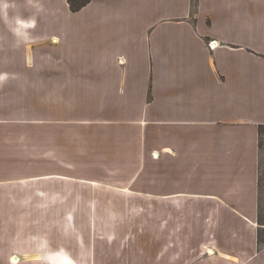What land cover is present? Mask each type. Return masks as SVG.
I'll return each instance as SVG.
<instances>
[{
    "label": "crops",
    "instance_id": "0c3cea01",
    "mask_svg": "<svg viewBox=\"0 0 264 264\" xmlns=\"http://www.w3.org/2000/svg\"><path fill=\"white\" fill-rule=\"evenodd\" d=\"M263 127L264 0H0V264H264Z\"/></svg>",
    "mask_w": 264,
    "mask_h": 264
},
{
    "label": "rangeland",
    "instance_id": "374dc122",
    "mask_svg": "<svg viewBox=\"0 0 264 264\" xmlns=\"http://www.w3.org/2000/svg\"><path fill=\"white\" fill-rule=\"evenodd\" d=\"M262 138H261V146L263 148V152H262V159H263V168H262V188H263V208H262V217H263V221H264V128H263V131H262ZM90 188L92 189V187L90 186ZM103 188L102 186L99 188L101 189ZM78 189H86L87 192L89 193V188L86 187L85 185H82L80 182H79V185H78ZM90 193H91V190H90ZM95 194V193H94ZM99 196H95L94 199L95 200H98L100 203H104V208L109 210L110 211V216H118L122 219H126L128 220V225H126L127 227L125 228H122L120 231L123 235H137V236H140V235H149L150 232H152V230H150V223H149V220H150V215H154V214H150L149 211H148V207L146 208H142L141 212L140 213H137V212H133L132 211V208L133 206L135 205H147L148 206V200L147 199H144V198H129V197H124V196H100V194H98ZM84 199V197H83ZM103 207V206H102ZM101 207V208H102ZM113 209L115 210H119V211H116V212H112ZM146 209V210H144ZM89 216L88 213L84 212V211H79L77 213V219H78V222H79V229H78V232L79 234L81 235L82 233L85 234V235H89V231L90 229H86L85 226H84V223L83 221L85 220V216ZM162 215L164 214H158V217H162ZM97 216V214H96ZM153 219V217H152ZM154 228H155V222H156V219H155V215H154ZM140 226V227H139ZM87 232V234H86ZM261 237L262 239L264 240V231H261ZM113 262V261H112Z\"/></svg>",
    "mask_w": 264,
    "mask_h": 264
},
{
    "label": "trees",
    "instance_id": "16d2710c",
    "mask_svg": "<svg viewBox=\"0 0 264 264\" xmlns=\"http://www.w3.org/2000/svg\"><path fill=\"white\" fill-rule=\"evenodd\" d=\"M68 1L70 3V6H71L72 10L73 11H78L81 8H83L87 3H89L91 0H68Z\"/></svg>",
    "mask_w": 264,
    "mask_h": 264
},
{
    "label": "bare ground",
    "instance_id": "6f19581e",
    "mask_svg": "<svg viewBox=\"0 0 264 264\" xmlns=\"http://www.w3.org/2000/svg\"><path fill=\"white\" fill-rule=\"evenodd\" d=\"M18 259V258H17ZM13 260L16 262L17 260H15L14 258H13Z\"/></svg>",
    "mask_w": 264,
    "mask_h": 264
}]
</instances>
